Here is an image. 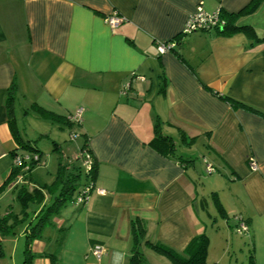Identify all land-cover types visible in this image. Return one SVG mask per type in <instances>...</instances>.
<instances>
[{"label": "crops", "instance_id": "crops-1", "mask_svg": "<svg viewBox=\"0 0 264 264\" xmlns=\"http://www.w3.org/2000/svg\"><path fill=\"white\" fill-rule=\"evenodd\" d=\"M249 1L0 0V188L13 184L12 152L24 143L17 99L36 114L81 109L78 129L96 161L86 202L58 220L68 226L60 264H132L136 219L145 229L140 247L152 250L148 240L187 255L204 233L207 264L221 263L210 255L213 243L238 251L240 264H264V0L240 12ZM199 5L238 13L237 24L250 25L256 38L215 29L182 34ZM114 13L122 20L110 26ZM164 41L175 46L159 54ZM155 127L180 146L179 158L150 144ZM195 144L206 153L202 174H217L207 185L195 161L183 158ZM206 195L218 213L212 221ZM237 216L247 233L235 231ZM46 235L35 252L52 250L55 232ZM94 242L106 250L100 260L90 253Z\"/></svg>", "mask_w": 264, "mask_h": 264}, {"label": "trees", "instance_id": "trees-1", "mask_svg": "<svg viewBox=\"0 0 264 264\" xmlns=\"http://www.w3.org/2000/svg\"><path fill=\"white\" fill-rule=\"evenodd\" d=\"M258 4L259 0H250L240 12H253ZM218 13L222 23L221 25L215 26L217 34L229 35L236 31H242L248 36L256 38L255 32L250 25L237 24L238 13H228L221 9H218ZM207 30L208 29L199 31ZM222 98L227 99L234 106L251 108L240 101L228 97ZM253 110L256 111L255 109ZM60 117L69 127L80 123V121L73 122L67 119L66 116ZM154 133L155 136L150 141V144L154 148L163 154L180 157L176 154V148L169 136L161 134L160 129L157 127L154 129ZM82 136L84 140L79 148L78 156L80 161H82V165L71 164V166L67 167L59 164V168L50 183L39 184L33 182L34 184H31L29 187V182L26 180L31 178L29 174L40 161V153L36 149L30 147L25 142L18 141L16 148L12 152L13 159L17 155H27L28 158L23 159L24 157H22V163L20 165H14L12 163L10 182H13V184L9 189L14 193L18 206L17 209L13 210L8 208L5 209L4 212H0V240L5 237H12L15 231L14 227L18 223H25L24 234L26 237V248L24 250L23 264H33V260L36 257L47 258L49 264H60L58 254L65 230L68 226L64 224L65 220L58 225L55 219H61V213L68 204L76 207L86 202L85 197L93 188L96 174V161L89 148L88 138L85 134H82ZM34 157L36 158L34 159ZM88 166L90 168H88ZM16 177L18 178L17 181H15ZM8 185L9 182L2 186L0 192L7 189ZM79 198L82 200L78 201ZM138 222L139 220L136 219L131 223L134 242L130 261L132 264H146L139 250L141 240L144 239L145 229ZM50 230L55 232L56 241L52 250L33 252L30 248L32 241L43 239L47 241L49 236L46 235V232ZM95 244L100 243L94 242L91 246ZM144 244L154 252L165 256L171 264H207L208 237L204 233L191 239L185 249L187 255H182L162 243H154L145 240ZM1 253L0 247V254Z\"/></svg>", "mask_w": 264, "mask_h": 264}, {"label": "rangeland", "instance_id": "rangeland-1", "mask_svg": "<svg viewBox=\"0 0 264 264\" xmlns=\"http://www.w3.org/2000/svg\"><path fill=\"white\" fill-rule=\"evenodd\" d=\"M28 110V113H23V111ZM40 116H39V115ZM45 115V117H43ZM14 116L15 124L19 135L22 137L24 142L30 147L36 149L40 153V161L31 173L29 174L31 178L26 179L29 182V187L31 184L39 183H50L59 168V164L63 166H71V164L82 165V161L79 159V148L83 144V136L78 129V125L74 124L71 127L67 126L61 115H51V114H40L34 113L23 100L16 101L14 106ZM74 137H71L72 135ZM177 152H180V146H177ZM185 153V152H184ZM206 153L202 147L198 144L191 146V151L185 153V157L190 160H194L196 168L200 171V183L201 180L207 185L209 180L207 179L210 175L216 176L217 174H202V160ZM83 170V169H82ZM83 173V171H82ZM213 180V179H211ZM202 184V183H201ZM200 184V186H201ZM203 185V184H202ZM219 192V191H218ZM220 197L226 199L225 190H220ZM206 202L209 205L206 210L210 214V221L216 216L217 211L211 203V200L206 195ZM17 201L14 193L7 189L5 192L0 194V212H4L5 209H17ZM74 207L68 204L61 213V218L66 219L73 213ZM217 218V217H216ZM223 217L218 215V220L222 221ZM229 219H233L231 214H229ZM58 223L59 221L55 219ZM231 223V222H230ZM14 235L12 237H5L0 240V247L2 253L0 254V264H23L24 250L26 248V237L24 234L25 223H18L14 227ZM47 233V232H46ZM55 238L53 240V245L55 244ZM46 240H34L32 241L30 248L35 252L36 246L45 244ZM212 247L211 256L215 257V260H221L220 264H240L241 258L238 251L222 250L220 245L216 246L215 243L210 244ZM209 247V245H208ZM141 253L146 264H163L159 263V259H164L158 253L141 246ZM209 249V248H208ZM221 253L223 257H221ZM165 257V256H164ZM218 257V259H217ZM207 258V257H206ZM222 258V259H221ZM37 260L40 258L36 257L33 260V264H36ZM165 260V259H164ZM163 260V261H164ZM166 261V260H165ZM40 264V262H37ZM167 263V262H165Z\"/></svg>", "mask_w": 264, "mask_h": 264}, {"label": "built area", "instance_id": "built-area-1", "mask_svg": "<svg viewBox=\"0 0 264 264\" xmlns=\"http://www.w3.org/2000/svg\"><path fill=\"white\" fill-rule=\"evenodd\" d=\"M121 20L122 18L119 17L115 13L113 15H110L107 18V22L109 23L110 26L117 25ZM221 23L222 21L219 18L218 9L214 12H207L199 5L197 6L195 12H193L187 18L184 24V27L182 28V33L188 34L193 31H199V30H205V29H208V30L215 29V26L221 25ZM174 46H175V43L173 41H164V42H158L156 44V49L159 54H163L165 52L172 50ZM67 119L73 122L81 121V109H77L74 113L68 115ZM74 136L75 135L73 134L71 137H74ZM22 157H24L23 159L28 158L27 155H17L13 159V164L20 165L22 163ZM35 158L36 157H34V159ZM251 165H254L253 161L251 162ZM88 168L90 167L88 166ZM205 171L207 173H212L214 171V168L212 167L211 164L207 163L205 165ZM85 192H86V189H85ZM98 193L103 194L104 190L99 189ZM87 197H88V194L85 197L86 200H87ZM81 200H82L81 198L78 199V201H81ZM235 221H236L235 231L239 234L247 233L248 228H247L245 221L239 216L235 217ZM90 252L97 260H100L105 255L106 250L101 244H95L91 246Z\"/></svg>", "mask_w": 264, "mask_h": 264}, {"label": "water", "instance_id": "water-1", "mask_svg": "<svg viewBox=\"0 0 264 264\" xmlns=\"http://www.w3.org/2000/svg\"><path fill=\"white\" fill-rule=\"evenodd\" d=\"M17 180H18V178L15 179V181H17Z\"/></svg>", "mask_w": 264, "mask_h": 264}]
</instances>
